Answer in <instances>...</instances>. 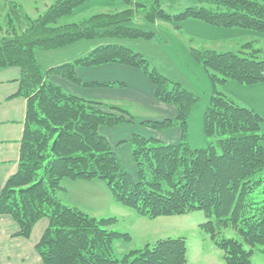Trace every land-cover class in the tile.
<instances>
[{
    "label": "trees",
    "instance_id": "obj_1",
    "mask_svg": "<svg viewBox=\"0 0 264 264\" xmlns=\"http://www.w3.org/2000/svg\"><path fill=\"white\" fill-rule=\"evenodd\" d=\"M86 1L52 0L35 18L13 3L7 14L11 35L0 39V69L14 66L20 70L18 95L26 99V117L17 170L0 191V214L9 215L18 224L17 235L25 238L41 218L48 220L36 245L43 264H185L183 237L161 238L115 256L114 240L130 238L109 228L117 219L89 215L57 196L65 179H97L108 186L115 200L142 216L203 210L207 221L201 227L223 251L226 264H252V251L244 244H259L264 254V188L260 189L262 180L256 178L264 168V135L259 132L263 119L257 111L214 90L203 114V129L215 140L204 148H192L187 141V118L197 96L150 68L130 46L101 42L73 61L48 69L36 59L35 49L55 50L83 39L149 37L152 31L127 25L139 6L142 19L152 24L193 18L264 33V0H199L201 5L175 14L163 9L165 0H145L148 4L135 2L121 11L65 22ZM242 48L250 49L252 43ZM257 51L190 50L214 82L247 85L264 81V58H258ZM108 63L141 70L154 86L155 99L176 109L174 118L139 124L152 130L177 127L179 140L164 143L133 133L120 142L130 145L133 172L122 165L99 129L134 123V116L122 107L69 93L50 79L57 75L88 85L80 82L76 69ZM95 84L113 83L89 85ZM227 225L241 240L219 237Z\"/></svg>",
    "mask_w": 264,
    "mask_h": 264
},
{
    "label": "rangeland",
    "instance_id": "obj_2",
    "mask_svg": "<svg viewBox=\"0 0 264 264\" xmlns=\"http://www.w3.org/2000/svg\"><path fill=\"white\" fill-rule=\"evenodd\" d=\"M135 2L148 4L145 0H132V4L126 0H87L78 5L73 14L65 19V22L79 21L100 12L121 11L134 6ZM13 3L19 4L21 8L19 11L26 12L35 18L52 3V0H0V39L11 35L7 14ZM198 5H201L199 0H165L162 2L163 9L171 14L178 13L188 6ZM138 8L140 9L136 11L134 19L127 25L152 31L151 36L83 39L55 50L37 48L35 49L36 59L43 68H46L85 54L99 42L124 43L134 51L141 53L150 68H155L159 73L173 82L180 83L197 96L187 118V141L192 148H204L210 141L215 140V138L208 137L203 129V114L214 90L223 92L238 104L259 112L263 119L259 132L264 135V82L249 85L231 80L224 84L214 82L210 78L209 71L190 52L192 48H196L216 51L243 50L245 54H249L256 49L258 50L256 56L263 59L264 33L240 27L215 26L193 18H186L180 22L158 20L152 24L142 19L141 6ZM247 42L252 43V48L245 50L242 45ZM124 108L132 115L140 112V108L136 106L126 105ZM261 143L264 146V138ZM121 163L129 172L132 171V162L122 157ZM256 178L262 180L260 189H263L264 168L256 174ZM83 183L86 184L79 187L73 186L70 179L62 182L70 189V193L78 195L77 204L80 210L98 218L115 217L116 222L109 228L117 232L128 233L130 236L129 239L114 240L115 256L121 257L130 250L141 248L146 243H153L161 238L183 237L186 243L185 264H226L223 251L215 245L210 232L201 227V224L207 221L203 210L149 218L139 215L134 209L115 200L111 190L103 181L93 180V182ZM221 236L241 240L231 225L220 229L219 237ZM244 246L252 251V264H264L261 245L244 244Z\"/></svg>",
    "mask_w": 264,
    "mask_h": 264
},
{
    "label": "crops",
    "instance_id": "obj_3",
    "mask_svg": "<svg viewBox=\"0 0 264 264\" xmlns=\"http://www.w3.org/2000/svg\"><path fill=\"white\" fill-rule=\"evenodd\" d=\"M77 57L67 58L68 60L65 61L71 62ZM55 65L57 64L47 66L45 69ZM76 75L81 83L88 85L77 84L57 75H51L50 79L65 91L86 99L122 108L126 105L140 108L139 114L133 115L136 122L99 129L100 133L109 140L120 160L123 157L133 163L130 145L127 142L120 143L129 139L133 133L153 136L166 143L179 140L180 130L177 127L152 130L139 124V121L144 120L174 118L176 109L172 105L161 103L155 99L154 86L138 68L108 63L92 67H79L76 69ZM19 76L20 70L17 67L0 69V191L7 178L17 170L20 142L25 124L26 99L18 95ZM90 83L113 84L104 86L89 85ZM133 171L134 168L131 172ZM93 180L77 179L71 180V182L73 186L80 187L86 184L83 182H93ZM62 186L64 189L57 193L60 201L79 208L78 195L70 193L67 186L63 184ZM47 224L48 220L41 218L33 227L30 236L25 238L17 235L18 224L9 215L0 214V264H43L36 245Z\"/></svg>",
    "mask_w": 264,
    "mask_h": 264
}]
</instances>
